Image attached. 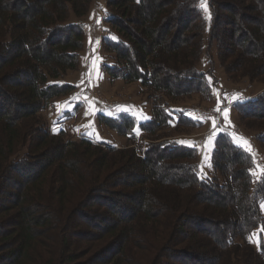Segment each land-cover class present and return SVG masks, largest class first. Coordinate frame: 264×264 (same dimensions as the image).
Wrapping results in <instances>:
<instances>
[{
    "label": "trees",
    "instance_id": "obj_1",
    "mask_svg": "<svg viewBox=\"0 0 264 264\" xmlns=\"http://www.w3.org/2000/svg\"><path fill=\"white\" fill-rule=\"evenodd\" d=\"M91 2L0 0V264H264V174L253 184L252 156L223 130L216 177L200 180L198 151L178 143L190 135L163 133L196 123L155 105L210 103L216 62L229 82L264 87V0H208L205 38L199 0H105L103 72L154 103L146 123L97 115L127 140L120 148L53 132L40 115L76 89L59 81L78 70L85 30L70 19ZM230 108L264 147V91ZM135 128L150 141L142 156Z\"/></svg>",
    "mask_w": 264,
    "mask_h": 264
},
{
    "label": "rangeland",
    "instance_id": "obj_2",
    "mask_svg": "<svg viewBox=\"0 0 264 264\" xmlns=\"http://www.w3.org/2000/svg\"><path fill=\"white\" fill-rule=\"evenodd\" d=\"M104 2L105 0H92L88 14L82 19L71 17V23L82 24L85 28V32H94L95 30L98 31L97 20L99 15L101 17L104 16V9H102ZM205 4L207 7V11H205V8L203 6ZM199 8L204 21L205 38L208 34L211 21L208 0H199ZM205 42L206 40H204V44ZM84 46H87L86 40L83 43V47ZM95 47H97V45H95ZM99 59L100 58H98V61ZM102 61L109 64L111 62V57L109 55L103 54ZM91 62L92 53H90V51L85 48L80 54L79 67L77 70L78 73H80L81 82H85L87 80L91 69ZM198 68L201 72H205L208 69L206 59L204 57ZM76 72H68L66 74V77L59 82L69 83V81H74L76 79ZM101 76L106 82L98 91V93L100 94L93 95L95 98L97 97L103 100L105 99L109 103H119L120 100H117L118 95L116 94L121 93L120 99L122 102H120V105L124 106V109L126 110V113L124 114L131 116L137 124L146 123L152 120V107L154 103L153 101H151L152 103L146 101V95L142 92L143 90L138 83L124 84L121 80L111 81L109 77L103 73L101 74ZM214 77L216 83L212 89L213 97L211 98L210 103L201 101L197 97H194L191 100H179L175 102H169L170 100L167 98H160L158 102L155 101V105H157V103H160L162 106H166L168 112L172 116L177 117L178 115H183L184 117L195 122L197 125L196 128L193 129L179 127L177 129L178 133L174 130H164L163 133L165 136L171 138H187L186 136L190 135L191 138L187 139V141L189 142L187 143V146L195 148L198 151V163L201 168V172L198 175V178L202 181L212 180L216 177L211 167V156L214 149L215 139L213 135L220 133L221 130H227L230 136L231 143L234 146L242 148L243 150L245 149L238 146V144L240 143L239 138H244L251 146V153L246 150L245 151L249 153L253 158L254 167L251 171V174L252 182L253 184H256L263 176V174L260 172V169L264 168V147L251 141L250 137L254 136L255 133L246 130L238 124L236 114L231 108L225 110H223V108L235 101L236 99H233L234 97L251 96L252 94L264 91V87L259 81H249L247 79L242 80L238 83L229 82L222 69L217 65V62L215 63ZM210 81L213 82V80H209V82ZM158 98L159 97H156L155 100H158ZM96 105H98L96 108L97 111L102 110L100 115L114 118L120 114L118 113V115H116L117 113H114L110 108L108 110L107 107L104 106L106 104H103V102H96ZM93 107H95V104ZM217 109H219V111H217ZM90 113L91 112H89V110H86L85 113L81 115L82 121L86 122L79 127V130H81L80 132H77L78 129H75L77 130L75 132L74 129L72 131V129L69 128V131L67 133L70 139L78 140L79 138H81V136H83L93 140L95 143L109 144L117 148L127 145V140L124 137H118L110 129L98 126L96 122L97 118L94 117V119H92L90 122H87L91 119ZM40 115L41 119L48 124V121L52 117V112L49 109L45 113L41 112ZM213 121H215V129L213 128ZM173 125L174 123L171 124V126ZM72 128H74V125ZM207 130H213L215 133L212 135H206L205 132ZM202 133L203 135H201ZM133 134L135 136V145H132V147L135 149L137 156H142L145 150V146H147L150 141H142L143 136L137 128L134 129ZM155 134L157 135V133ZM233 137H235V141ZM203 223L205 222H201V224ZM205 227L210 228V226L207 225ZM257 232L258 231H255L249 239V241L255 247H257L259 244Z\"/></svg>",
    "mask_w": 264,
    "mask_h": 264
},
{
    "label": "crops",
    "instance_id": "obj_3",
    "mask_svg": "<svg viewBox=\"0 0 264 264\" xmlns=\"http://www.w3.org/2000/svg\"><path fill=\"white\" fill-rule=\"evenodd\" d=\"M103 8H104V5L102 6V9ZM104 21H105V12H104L103 17H101L100 15L98 16V20H97L98 31L95 30L94 32H91V31L85 32V40H86L87 46H84L83 50L86 48L90 51V53H92L91 69H90V73L88 75L87 80L85 82H81L80 73H78V71H77L76 77H75L76 79L74 81H69V84L75 85L76 89H75L74 93L68 97H65V98H62L60 100L55 101L53 104H51L47 109H45L43 111L45 113L50 109L52 112V117L48 121V124H49L50 128L53 130V132H58L61 130L68 132L69 128L72 129V131H73V129L74 130L78 129V131L75 130V132L76 131L80 132L81 130H79V127L86 122V121H82L81 115L83 113H85L86 110H89V112H91L90 113L91 119L87 122H90L92 119H94V117L97 118V115H100V113L102 111V110L97 111L96 107H93L94 103H95L94 100H96L97 102H100V103L103 102V104H106L104 106L107 107L108 110L110 108L114 113H117L116 115H118V113H120V114L126 113L124 106L120 105V102H122L120 99L121 93L116 94V95H118L117 100L118 101L120 100L119 103L115 102L116 105H115V103H109L105 99L103 100V99H100L97 97L95 98L93 96L94 94H97V95L100 94V93H98V91L102 88V85L106 82L102 78L101 74L102 73L105 74L103 72V66L106 65L107 63H104L102 61L103 53H102L101 48H100L101 40L104 37H106V35H107V31H106ZM97 37H98V39H97ZM95 45H97V47H95ZM83 50H82V52H83ZM98 58H100L99 61H98ZM79 59H80V56H79ZM255 94H252L251 96H253ZM251 96H239V97H237V99L235 101H233L232 103H230L226 107H224L223 110L230 109V106L233 103H235L241 99H247ZM73 125H74V128H72ZM203 133L201 135H203ZM214 133L215 132L213 130H207L205 132L206 135L207 134L212 135ZM77 134H79V133H77ZM218 134H215V135L217 136ZM215 135H213L214 138L216 137Z\"/></svg>",
    "mask_w": 264,
    "mask_h": 264
},
{
    "label": "snow or ice",
    "instance_id": "obj_4",
    "mask_svg": "<svg viewBox=\"0 0 264 264\" xmlns=\"http://www.w3.org/2000/svg\"><path fill=\"white\" fill-rule=\"evenodd\" d=\"M204 8H205V11H207V7H206V4L203 5ZM233 99H237V97H234ZM59 107V106H58ZM217 111H219V109H217ZM87 114V113H86ZM225 117H226V113H225ZM213 128L215 129V121H213ZM234 141H235V137H233ZM240 140V143L238 144V146L240 147H243L246 151L250 152L251 153V146L248 144L247 140H245L244 138H239ZM178 143H189V142H185V141H178ZM206 158V157H205ZM260 172L262 174H264V168H261L260 169ZM255 174V173H253Z\"/></svg>",
    "mask_w": 264,
    "mask_h": 264
}]
</instances>
